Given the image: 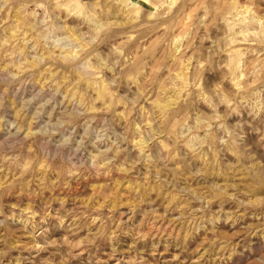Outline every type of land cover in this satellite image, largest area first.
<instances>
[{
	"label": "rangeland",
	"instance_id": "374dc122",
	"mask_svg": "<svg viewBox=\"0 0 264 264\" xmlns=\"http://www.w3.org/2000/svg\"><path fill=\"white\" fill-rule=\"evenodd\" d=\"M0 264H264V0H0Z\"/></svg>",
	"mask_w": 264,
	"mask_h": 264
}]
</instances>
